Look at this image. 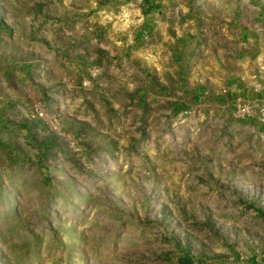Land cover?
<instances>
[{
	"label": "rangeland",
	"instance_id": "374dc122",
	"mask_svg": "<svg viewBox=\"0 0 264 264\" xmlns=\"http://www.w3.org/2000/svg\"><path fill=\"white\" fill-rule=\"evenodd\" d=\"M177 4L193 27L135 43L138 0H0L2 66L38 82L0 112V264H264L239 113L264 105V0Z\"/></svg>",
	"mask_w": 264,
	"mask_h": 264
},
{
	"label": "crops",
	"instance_id": "0c3cea01",
	"mask_svg": "<svg viewBox=\"0 0 264 264\" xmlns=\"http://www.w3.org/2000/svg\"><path fill=\"white\" fill-rule=\"evenodd\" d=\"M177 2H180V0H143L141 9L144 15L140 23L141 27L135 35V43L143 41L150 33L167 32V28H173V25L177 26L179 30L182 27H193L195 23L192 20L183 24V21H186L185 13L187 9L184 5L177 4ZM13 56H16L15 53L8 52L5 54L4 50L1 51L0 49V112L2 113L6 112L11 106H14V109H16L14 114L23 108H27V97L30 95L27 93V84L38 83L35 77L30 75L27 78V75L23 74L17 68H4V66L11 65L10 61ZM216 68L215 63H211L208 66L211 72L215 71ZM52 82L55 84L52 86L53 90L57 91L60 80H58V77H55V80ZM39 84L44 91L43 93L47 95V98L45 97L44 100L45 104L48 102V96H51L48 93L49 81L45 74L40 75ZM51 98L55 99V103L58 105L57 94H54ZM18 119L14 122L18 123L19 126L21 118Z\"/></svg>",
	"mask_w": 264,
	"mask_h": 264
},
{
	"label": "built area",
	"instance_id": "2783aa9c",
	"mask_svg": "<svg viewBox=\"0 0 264 264\" xmlns=\"http://www.w3.org/2000/svg\"><path fill=\"white\" fill-rule=\"evenodd\" d=\"M138 3L140 5L138 13L141 15L142 14L141 6L143 4V0H138ZM141 21H142V16L140 17V22ZM239 113L243 117L256 119L262 126H264V105L258 108L251 106V105L249 106L243 105V106H240Z\"/></svg>",
	"mask_w": 264,
	"mask_h": 264
}]
</instances>
